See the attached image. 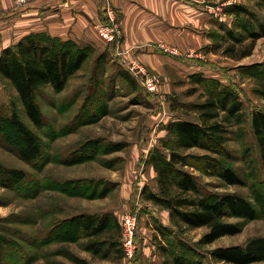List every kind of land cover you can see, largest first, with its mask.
<instances>
[{
  "label": "rangeland",
  "instance_id": "obj_1",
  "mask_svg": "<svg viewBox=\"0 0 264 264\" xmlns=\"http://www.w3.org/2000/svg\"><path fill=\"white\" fill-rule=\"evenodd\" d=\"M41 1L0 0V53L18 42L21 34H47V12L26 13L23 9L29 2ZM235 3L247 6L264 20V5L258 0H214L210 4H221L226 14L222 21L210 13L218 22L215 40L226 35L221 26H236L237 17L227 11ZM100 21L91 25L101 47L94 48L65 90L45 87L37 93L46 116L45 128L33 124L13 83L0 75L5 113L0 126V264H166L169 257L161 244L193 256L201 252L209 264H233L212 260L207 253L218 246L244 244L254 236H264V161L251 125L252 111L264 110V37L256 41L253 53L241 60L224 55L221 49L214 52L205 47L206 65L202 69L174 61L165 77L145 65L149 74L158 78L157 92L153 93L129 68L132 62L127 64L109 46L106 48L107 41L96 30ZM234 32L245 34L242 28ZM227 40L231 41L229 37ZM128 69L135 75V84L123 77ZM193 72L232 85L243 102L241 115L230 126L228 146L237 156L234 164L245 183L232 185L208 175H201V181L212 191L240 193L260 213L250 220L228 217V221L242 225V232L204 246L198 241L207 227L179 228L167 210L141 194L145 184L157 187L156 172L147 157L153 147L174 137L166 125L178 118L199 119L192 103L203 102L205 96L202 89L194 92L198 85L190 78ZM14 112L37 135L42 147L39 158L26 161L19 156L23 137L10 125ZM189 151L205 152L199 148ZM129 212L138 218L132 258L127 257L122 241L121 223ZM82 213H109L118 219L121 244L112 248L108 257L104 255L108 244L96 253L90 247L91 239L77 227L75 218ZM160 227L169 230L164 235ZM112 231L118 233L116 227ZM19 250L25 252V259L18 257Z\"/></svg>",
  "mask_w": 264,
  "mask_h": 264
},
{
  "label": "trees",
  "instance_id": "obj_2",
  "mask_svg": "<svg viewBox=\"0 0 264 264\" xmlns=\"http://www.w3.org/2000/svg\"><path fill=\"white\" fill-rule=\"evenodd\" d=\"M264 5V0H258ZM227 11L237 17L236 26H221L226 35L215 40L219 31L213 32V41L205 46L208 51L222 53L235 60L251 55L256 41L264 37V20L243 4H232ZM4 18L2 17L1 20ZM105 16L101 18L104 21ZM235 28H242L243 35L235 34ZM227 37L231 41L227 40ZM120 39L108 43L110 49ZM248 41V42H247ZM92 46H80L72 39L64 40L58 36L44 33H30L13 45L6 46L0 53V75L9 79L15 86L24 110L37 128H45L46 116L38 102L37 93L52 87L62 92L89 59ZM206 65L205 62H203ZM123 77L131 84L136 83L132 71L125 70ZM192 82L198 85L194 92L203 90L205 100L192 103L199 119L178 118L171 120L166 129L174 137L155 146L149 152L147 162L156 172L157 187L145 184L142 197L168 211L171 222L180 227H207L208 231L199 239L200 246L208 245L217 239L242 232V225L228 221V217L255 219L260 213L256 206L237 192H216L206 187L201 175L216 176L232 185H243L244 178L235 166L236 155L228 146L229 134L237 118L241 115L243 102L240 94L232 85L226 84L203 72H193ZM264 90V80L261 81ZM148 95L153 94L147 92ZM5 119L0 99V126ZM10 125L22 135L23 144L19 156L32 161L42 154L37 135L14 112ZM251 125L258 141L260 154L264 161V110L255 108L251 115ZM199 148L204 153L190 152ZM77 227L84 237L91 239L90 247L96 252L103 251L108 257L110 250L121 244L118 219L109 213L102 215L82 213L75 218ZM116 227L118 233L112 230ZM165 235L168 228L160 227ZM107 234L108 238H102ZM118 234V235H117ZM123 241V240H122ZM166 264H209L206 256L199 252L193 256L177 251L169 246L160 245ZM117 251L119 248H117ZM199 251V250H198ZM18 257L25 259L23 250ZM212 260L233 264H252L264 261V236H254L244 244L218 246L207 253ZM208 258V259H209ZM77 260H80L79 258ZM81 262L86 263L85 260Z\"/></svg>",
  "mask_w": 264,
  "mask_h": 264
},
{
  "label": "crops",
  "instance_id": "obj_3",
  "mask_svg": "<svg viewBox=\"0 0 264 264\" xmlns=\"http://www.w3.org/2000/svg\"><path fill=\"white\" fill-rule=\"evenodd\" d=\"M212 1L44 0L29 2L23 9L26 13L47 12V34L97 48L102 43L91 24L105 16V5L109 3L122 28V36L111 50L127 64L146 65L151 71L167 77V67L174 61L188 68L205 67V46L212 43L218 25L206 8Z\"/></svg>",
  "mask_w": 264,
  "mask_h": 264
},
{
  "label": "built area",
  "instance_id": "obj_4",
  "mask_svg": "<svg viewBox=\"0 0 264 264\" xmlns=\"http://www.w3.org/2000/svg\"><path fill=\"white\" fill-rule=\"evenodd\" d=\"M19 3H27V0H18ZM207 11L217 17L219 20H224L226 14L221 4H208ZM105 20L96 24V30L99 35L104 38L107 43L120 39L122 36V28L117 20V14L111 4L105 5ZM129 68L134 71L136 77L138 75L143 80V84L150 92H157L158 78L155 75L149 74L145 66L139 63H133ZM137 215L133 212L124 214L122 219L123 244L126 250V255L129 258L134 256L136 248V230H137Z\"/></svg>",
  "mask_w": 264,
  "mask_h": 264
}]
</instances>
